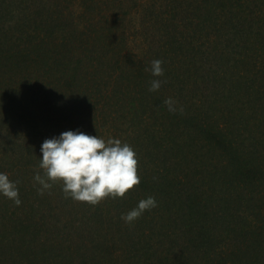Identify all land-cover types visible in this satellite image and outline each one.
<instances>
[{
	"label": "trees",
	"instance_id": "obj_1",
	"mask_svg": "<svg viewBox=\"0 0 264 264\" xmlns=\"http://www.w3.org/2000/svg\"><path fill=\"white\" fill-rule=\"evenodd\" d=\"M69 129L130 144L140 182L38 192ZM0 171L22 201L0 195V264H264V0H0Z\"/></svg>",
	"mask_w": 264,
	"mask_h": 264
},
{
	"label": "clouds",
	"instance_id": "obj_2",
	"mask_svg": "<svg viewBox=\"0 0 264 264\" xmlns=\"http://www.w3.org/2000/svg\"><path fill=\"white\" fill-rule=\"evenodd\" d=\"M163 61L159 58L151 61L146 68L153 77L164 74ZM161 79H152L149 90L161 88ZM170 113L183 112V105L173 97L163 101ZM38 168L33 176L38 192L43 194L51 189L54 182L62 181L65 197L97 204L105 197H123L134 185L140 182L138 175V157L134 148L121 139L109 137L107 140L79 129L65 130L42 142ZM0 195L12 200L16 205L22 203L19 196L18 181L10 179L9 173L0 171ZM154 196L140 199L136 206L121 214L125 222L131 223L146 210L156 207Z\"/></svg>",
	"mask_w": 264,
	"mask_h": 264
}]
</instances>
